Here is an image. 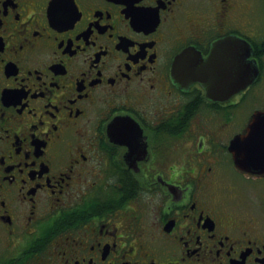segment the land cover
<instances>
[{
	"label": "flooded vegetation",
	"instance_id": "1",
	"mask_svg": "<svg viewBox=\"0 0 264 264\" xmlns=\"http://www.w3.org/2000/svg\"><path fill=\"white\" fill-rule=\"evenodd\" d=\"M0 264H264V0H0Z\"/></svg>",
	"mask_w": 264,
	"mask_h": 264
},
{
	"label": "water",
	"instance_id": "2",
	"mask_svg": "<svg viewBox=\"0 0 264 264\" xmlns=\"http://www.w3.org/2000/svg\"><path fill=\"white\" fill-rule=\"evenodd\" d=\"M227 44L233 48L221 50V47L216 45L206 59H202L198 53H196L198 57H195V54L190 52L192 60L187 57L186 52L179 55L172 69L173 77L179 81L177 84L186 87L185 85L197 80L209 93L222 91L234 93L249 85L258 74V68L251 59V45L235 36L229 37ZM237 53H242L246 57L243 73H240V67L235 63L238 59ZM185 60L191 62L187 69L184 64ZM187 74L190 76L189 79ZM237 75H242L240 80L236 79ZM257 117L252 123L254 128L259 124Z\"/></svg>",
	"mask_w": 264,
	"mask_h": 264
}]
</instances>
